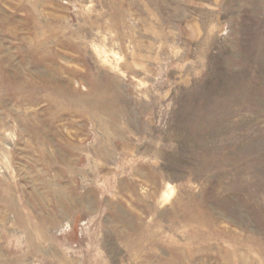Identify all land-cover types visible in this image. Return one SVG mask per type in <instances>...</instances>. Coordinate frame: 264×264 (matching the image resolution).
<instances>
[{
	"label": "rangeland",
	"instance_id": "1",
	"mask_svg": "<svg viewBox=\"0 0 264 264\" xmlns=\"http://www.w3.org/2000/svg\"><path fill=\"white\" fill-rule=\"evenodd\" d=\"M0 264H264V0H0Z\"/></svg>",
	"mask_w": 264,
	"mask_h": 264
}]
</instances>
